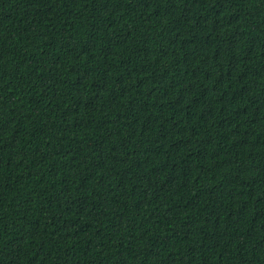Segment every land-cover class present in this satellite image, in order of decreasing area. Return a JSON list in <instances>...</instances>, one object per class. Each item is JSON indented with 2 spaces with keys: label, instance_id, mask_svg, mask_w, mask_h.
Instances as JSON below:
<instances>
[{
  "label": "trees",
  "instance_id": "16d2710c",
  "mask_svg": "<svg viewBox=\"0 0 264 264\" xmlns=\"http://www.w3.org/2000/svg\"><path fill=\"white\" fill-rule=\"evenodd\" d=\"M0 264H264V0H0Z\"/></svg>",
  "mask_w": 264,
  "mask_h": 264
}]
</instances>
